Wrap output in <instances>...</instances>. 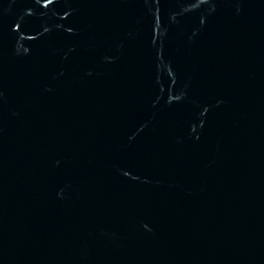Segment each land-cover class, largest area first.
I'll list each match as a JSON object with an SVG mask.
<instances>
[{
  "label": "water",
  "instance_id": "water-1",
  "mask_svg": "<svg viewBox=\"0 0 264 264\" xmlns=\"http://www.w3.org/2000/svg\"><path fill=\"white\" fill-rule=\"evenodd\" d=\"M0 264H264V0H0Z\"/></svg>",
  "mask_w": 264,
  "mask_h": 264
}]
</instances>
